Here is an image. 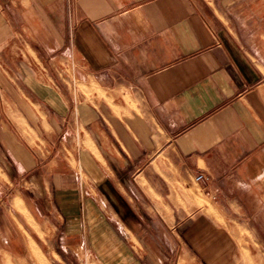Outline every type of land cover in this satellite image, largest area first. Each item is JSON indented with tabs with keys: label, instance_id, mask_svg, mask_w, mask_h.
<instances>
[{
	"label": "crops",
	"instance_id": "crops-1",
	"mask_svg": "<svg viewBox=\"0 0 264 264\" xmlns=\"http://www.w3.org/2000/svg\"><path fill=\"white\" fill-rule=\"evenodd\" d=\"M9 257L264 264V0H0Z\"/></svg>",
	"mask_w": 264,
	"mask_h": 264
},
{
	"label": "rangeland",
	"instance_id": "rangeland-1",
	"mask_svg": "<svg viewBox=\"0 0 264 264\" xmlns=\"http://www.w3.org/2000/svg\"><path fill=\"white\" fill-rule=\"evenodd\" d=\"M28 259L27 257H9V258H0V264H50V259L41 257L36 259ZM46 262V263H45Z\"/></svg>",
	"mask_w": 264,
	"mask_h": 264
},
{
	"label": "built area",
	"instance_id": "built-area-1",
	"mask_svg": "<svg viewBox=\"0 0 264 264\" xmlns=\"http://www.w3.org/2000/svg\"><path fill=\"white\" fill-rule=\"evenodd\" d=\"M195 179H196L197 181H199V180H203V176H202L201 174H198V175L195 177Z\"/></svg>",
	"mask_w": 264,
	"mask_h": 264
},
{
	"label": "bare ground",
	"instance_id": "bare-ground-1",
	"mask_svg": "<svg viewBox=\"0 0 264 264\" xmlns=\"http://www.w3.org/2000/svg\"><path fill=\"white\" fill-rule=\"evenodd\" d=\"M46 263V262H45Z\"/></svg>",
	"mask_w": 264,
	"mask_h": 264
}]
</instances>
